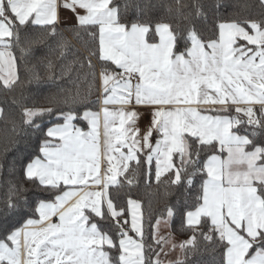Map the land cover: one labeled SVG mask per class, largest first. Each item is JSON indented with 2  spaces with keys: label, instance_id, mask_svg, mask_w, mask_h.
<instances>
[{
  "label": "crops",
  "instance_id": "obj_1",
  "mask_svg": "<svg viewBox=\"0 0 264 264\" xmlns=\"http://www.w3.org/2000/svg\"><path fill=\"white\" fill-rule=\"evenodd\" d=\"M112 1L0 0V79L6 85L16 77L14 58L5 45L14 22L97 24L101 57L118 71L139 73L135 80L100 75L98 107L85 113V129L71 119L48 127L56 143L45 144L25 172L65 188L38 204L36 219L0 242V261L104 264L99 247L111 241L87 225L85 211L99 215L106 207L123 226L121 264H144L142 242L124 223L108 188L139 154L153 165L156 177L162 176L173 167V155L183 154L186 137L193 136L216 143L221 152L206 159L201 203L186 213V222L196 225L203 216L209 218L227 242L225 264H264V248L246 255L249 238L264 232V204L257 187L263 185L261 150L246 148L249 138L234 129L237 120L225 112H240L250 121L264 112V61L258 54L264 50V35L253 40L248 36V31L264 33V28L223 24L217 40L205 44L190 38L188 50L175 53L168 25L158 24L157 40L150 42L146 25L119 23ZM229 157L234 164L227 168ZM169 217L157 221L155 234L169 229Z\"/></svg>",
  "mask_w": 264,
  "mask_h": 264
},
{
  "label": "trees",
  "instance_id": "obj_2",
  "mask_svg": "<svg viewBox=\"0 0 264 264\" xmlns=\"http://www.w3.org/2000/svg\"><path fill=\"white\" fill-rule=\"evenodd\" d=\"M112 5L125 27L146 25L150 42L157 40L158 24L168 25L175 53L188 50L192 33L205 44L217 40L223 24L249 29L255 23L264 28L263 0H113ZM5 45L14 58L16 77L9 85L0 79V242L36 219L38 204L53 200L65 188L44 184L25 172L45 144L56 143L48 136V127L71 119L85 129V113L98 107L100 75L112 76L118 70L101 57L97 24L14 22ZM225 112L237 120L234 129L249 138L246 148H260L259 161L264 163V112H257L254 121L240 112ZM185 150L173 155V167L160 177L139 154L108 188L123 220L128 218V200L140 203L144 264H163L156 259L162 241L155 226L168 216L170 233L182 240L183 257L166 264H225L227 242L209 218L203 216L196 225L185 220L186 213L201 203L206 159L221 151L216 143H202L193 136L186 137ZM257 187L264 204L263 185ZM85 216L87 225L111 241L99 247L105 262L121 264L122 224L106 207L99 215L87 209ZM249 242L246 255L264 248V232Z\"/></svg>",
  "mask_w": 264,
  "mask_h": 264
},
{
  "label": "rangeland",
  "instance_id": "obj_3",
  "mask_svg": "<svg viewBox=\"0 0 264 264\" xmlns=\"http://www.w3.org/2000/svg\"><path fill=\"white\" fill-rule=\"evenodd\" d=\"M252 27L255 30V28H257L258 30V25L255 23H252ZM264 33L261 31H248V36L249 38H251V40L259 38V36ZM247 36V35H246ZM191 39H196L195 34H191L190 36ZM197 40V39H196ZM255 53V50L252 49ZM258 54H261L262 57V61H264V50L263 51H259ZM35 112V110H32V113ZM72 114H67V117H71ZM251 120V119H250ZM258 150L259 147H257ZM186 150H184V154H185ZM231 160V161H230ZM232 164H234V162H232V158L229 157V159L227 160V168L231 167ZM237 164V163H236ZM242 163H239V165H241ZM248 162H244V164L242 165H247ZM260 173L259 175V179L261 181H263V188H264V166H260L259 167ZM255 172V171H254ZM254 172H251L253 175ZM165 219H162V221ZM161 221V222H162ZM124 223L128 225V227L132 230V234L134 235V238H140L139 236H141L142 233V214H141V207H140V203L137 199L135 198H130L128 200V218H124ZM156 237L158 240L162 241V247L158 253V255L156 256V259L158 261H160L163 264L166 263H170L172 261H176V260H180L183 257V250H182V245H181V239L176 237L175 235H173L172 233H170L169 229H165L163 230L162 228H160V231L156 234ZM108 243H110V240L107 238ZM124 256V255H123ZM125 256H127L125 254ZM106 264H108L107 260L105 262ZM104 263V264H105ZM125 264V263H124Z\"/></svg>",
  "mask_w": 264,
  "mask_h": 264
},
{
  "label": "built area",
  "instance_id": "obj_4",
  "mask_svg": "<svg viewBox=\"0 0 264 264\" xmlns=\"http://www.w3.org/2000/svg\"><path fill=\"white\" fill-rule=\"evenodd\" d=\"M123 77H130V78L135 80V79L139 78V73L137 71H129V70L118 71L117 70L113 74V79H120Z\"/></svg>",
  "mask_w": 264,
  "mask_h": 264
}]
</instances>
